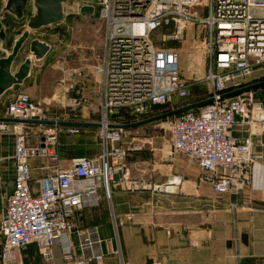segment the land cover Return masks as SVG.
I'll use <instances>...</instances> for the list:
<instances>
[{
	"label": "built area",
	"instance_id": "2783aa9c",
	"mask_svg": "<svg viewBox=\"0 0 264 264\" xmlns=\"http://www.w3.org/2000/svg\"><path fill=\"white\" fill-rule=\"evenodd\" d=\"M2 4L0 0V9ZM78 4V8L94 5L105 22L99 69L101 118L96 122L100 152L74 156L68 167H62V125L4 120L62 119L52 118L24 91L11 97L0 115V141L6 135L14 139V189L0 219V264H23L22 251L29 245H35L46 262L56 264H129L120 249L106 250L97 226L80 225L78 212L101 205L104 197L110 200L116 178L133 190L150 185L164 192L175 182L155 185L129 177L130 147L125 129L116 127L120 124L212 99L171 116V154L195 162L210 179L212 191L220 195L231 191L236 170L264 162V131L257 140L261 150L254 149L252 133L255 124L264 123L263 103L248 91L226 95L248 86L256 68L264 64V0H78ZM190 23L209 30L206 79L212 88L203 98L181 101L194 84L182 74L181 52L160 45L151 35L171 25L174 34L168 39L177 41ZM74 87L70 84L69 90ZM238 128L246 134L235 135ZM69 131L78 133L75 127ZM34 159L38 165L32 164ZM35 167L43 173L38 178L33 175ZM72 235L77 243L63 248L59 262L55 246ZM114 255L118 261L111 263Z\"/></svg>",
	"mask_w": 264,
	"mask_h": 264
},
{
	"label": "crops",
	"instance_id": "0c3cea01",
	"mask_svg": "<svg viewBox=\"0 0 264 264\" xmlns=\"http://www.w3.org/2000/svg\"><path fill=\"white\" fill-rule=\"evenodd\" d=\"M71 2L72 0L65 5L64 20L34 31V36L48 42L51 50L43 60L34 63L32 76L23 87L14 88L0 99V115H3L7 103L17 91H24L34 99L36 93L45 86L52 91L42 94L40 98L49 103L51 108L58 109L64 118L76 120L73 116H80L82 122L89 123L100 120L101 117L97 120L91 115L98 111L101 116V83L93 59H60V49L67 46H54V42L46 34L53 28L58 30L57 34L63 33L65 28L62 25L69 14L67 9ZM78 5L77 2V18L86 23L102 21L97 10L94 15H81ZM3 24L7 26L8 34L4 46L9 48L12 40L25 28V21H18L12 15L5 14ZM1 26L2 23L0 29ZM96 29L92 26L90 32ZM61 36L64 37L65 33ZM85 46L86 44L79 47L83 50L86 49ZM70 84L75 85L76 91L72 89L69 92ZM74 98L82 101V108L78 110L80 113H68L66 105L72 103ZM261 102L264 106V98ZM241 129L235 130L234 134L245 135ZM128 130H125V142L132 144L128 140ZM262 131L264 123L262 126L255 124L252 128L255 150L262 149L257 143ZM71 138L72 135L64 134L59 148L61 164L66 167L70 159L77 155L71 148ZM155 138L144 140L140 147L131 150L126 160L129 177L152 184H166L172 177H178V182L170 185L173 189L163 192L152 190L148 185L133 190L127 183L118 182L116 178L111 200L106 206L101 202L102 209L94 207L78 212L80 225L97 226L105 239L106 250L120 249L124 259L131 264H156L157 261L164 264H264V162H254L248 169L239 168L233 176L231 191L215 194L210 179L200 173L196 163L171 155L170 143L169 148L161 153L159 142ZM99 152L100 146L96 143V147L88 155ZM146 152H150V157H145ZM13 153V136L6 135L0 141V219L6 198L14 189ZM31 162L33 165L39 164L37 159ZM41 174L43 173L35 167L34 178ZM246 175L248 179H245ZM87 212L91 213V220L86 217L85 221L82 216ZM66 242V238H63L55 246L59 262ZM34 254L39 255L35 245H29L22 251V258L25 255L26 260ZM109 261L116 263L118 256L114 255Z\"/></svg>",
	"mask_w": 264,
	"mask_h": 264
},
{
	"label": "rangeland",
	"instance_id": "374dc122",
	"mask_svg": "<svg viewBox=\"0 0 264 264\" xmlns=\"http://www.w3.org/2000/svg\"><path fill=\"white\" fill-rule=\"evenodd\" d=\"M78 2V0H72L70 5L68 6L69 14L63 23L62 26H64L63 33H58L57 29L53 28L50 31H47V35L49 38L54 42V46H62L66 48H61L60 56H57V58L60 57L62 60L68 59V60H81V59H93L92 62L96 64L97 67L96 70L99 73L100 76V83L102 81V73L99 72L100 67L102 66V57L104 52V30H105V22L103 21H96L94 20L92 23H86L85 20L77 18L76 12H75V4ZM76 17V18H75ZM92 25L97 28L96 30H92L90 32V26ZM188 28H185L182 33V39L177 40L176 46H173L174 48H177L181 52V67H182V74L189 79V81L193 84L192 91L189 95V97L185 99H181V101H189L193 99H200L203 98L202 96H205L209 93V91L212 88V84L207 81L206 77L208 74V70L210 67V61L207 54V40L210 37L209 30L207 27H205L203 24L199 23H190L187 25ZM62 28V27H61ZM65 36H61V34H64ZM169 34H174V28L171 25L164 26L156 30L152 35L151 39L160 45H165L169 47L166 43L171 41L172 39L169 38ZM164 39H168L167 42L163 44ZM86 44V49H80L79 46ZM73 48V49H72ZM74 48H79L78 51H76ZM56 58V59H57ZM260 69L258 71H255L251 78L248 80V86L260 83L264 81V64L260 65ZM68 83V82H66ZM43 88V89H42ZM41 88V91L37 92L34 96V100L37 101L41 106L45 107L48 112L51 114L52 118H61V121L66 122H82L80 116H73V119H66L60 114V111L58 109L51 108V105L49 103H46L42 101L40 98L41 95H46L47 93H51L52 90H50V87L43 86ZM72 90H69L71 92ZM73 91H76L74 89ZM248 92L252 93L253 97L255 99H259L261 101L264 98V85L257 87L253 90H249ZM261 99V100H260ZM81 99L74 98L73 102L70 104H67L68 107V113H80L78 110L82 108ZM72 110H70V109ZM92 118L95 117L97 120L100 118L99 112L96 111L94 114H91ZM173 118L171 116L161 118L159 120H156L154 122L144 124L141 126L133 127V128H127L128 130V140L131 141L132 144H129L130 152L131 150H134L135 148L140 147V143L144 140L151 139L153 137H156L155 140H158L159 146H160V152L164 153L166 148H169L170 143V121ZM80 120V121H79ZM67 126V127H66ZM61 127L60 132V145L62 137L65 135H72V138L70 139L71 148L77 153L76 156H84L88 155V152L90 150H94V147H96V143H99V131L94 127H81V126H73V125H66ZM75 127L78 129V133H71L69 131ZM137 128V129H136ZM125 129V130H127ZM125 136L127 137V133L125 131ZM254 138V135H253ZM126 139V138H125ZM61 147V146H60ZM59 147V148H60ZM169 150V149H168ZM129 152V153H130ZM167 154V153H166ZM172 155V154H171ZM181 157L183 159L189 160L183 155H177V157ZM145 157H150V152H146ZM193 162V161H191ZM195 163V162H193ZM62 165V164H61ZM197 165V164H196ZM64 168H66L65 165H63ZM62 166V167H63ZM198 167V166H197ZM200 173L204 175L205 173L199 168ZM173 182H178L177 179H174ZM159 185V184H155ZM158 191V190H157ZM111 200V199H110ZM103 204L106 206L109 202L108 199L104 197ZM95 208H101L102 205L94 206ZM91 207V208H94ZM93 211V210H92ZM91 212V211H89ZM87 212L86 214H83L82 218L85 220H91V213ZM80 216V215H79ZM94 216V215H92ZM78 217V216H77ZM81 218V217H80ZM86 221V220H85ZM66 238L67 242L65 243L64 248H72L76 245V238L75 235H72L71 237H64ZM72 239V242H71ZM38 253V252H37ZM39 254V253H38ZM23 264H56L55 262H46L41 255L34 254L32 256H29L25 260V255H23ZM127 261V260H126ZM129 264H131L129 261H127ZM58 263V261H57ZM148 264H152V262H148ZM156 264H164L162 261H157ZM166 264V263H165Z\"/></svg>",
	"mask_w": 264,
	"mask_h": 264
},
{
	"label": "water",
	"instance_id": "95a60500",
	"mask_svg": "<svg viewBox=\"0 0 264 264\" xmlns=\"http://www.w3.org/2000/svg\"><path fill=\"white\" fill-rule=\"evenodd\" d=\"M70 0H3V8L0 11V99L9 91L16 87H23L26 81L32 76L34 63L43 60L51 50V45L34 36V31L53 26L60 23L65 18V5ZM96 8L94 5L83 4L79 8V13L83 16L94 15ZM5 14L12 15L18 21H25V28L15 37L9 48H6L7 26L3 24ZM264 85V81L245 86L239 90L229 92L227 96L235 95L244 91L253 90ZM212 99H205L182 108L165 112L136 122L120 124L116 127L124 129L133 128L148 124L161 118L176 115L188 109L200 107L208 104ZM10 122H20L28 124H46V125H73V126H92L100 127L99 123L89 122H66V121H37V120H19L4 119Z\"/></svg>",
	"mask_w": 264,
	"mask_h": 264
},
{
	"label": "trees",
	"instance_id": "16d2710c",
	"mask_svg": "<svg viewBox=\"0 0 264 264\" xmlns=\"http://www.w3.org/2000/svg\"><path fill=\"white\" fill-rule=\"evenodd\" d=\"M178 42L177 41H169L167 42L166 44L169 46V47H173V46H176ZM131 118V116H128L127 119Z\"/></svg>",
	"mask_w": 264,
	"mask_h": 264
},
{
	"label": "bare ground",
	"instance_id": "6f19581e",
	"mask_svg": "<svg viewBox=\"0 0 264 264\" xmlns=\"http://www.w3.org/2000/svg\"><path fill=\"white\" fill-rule=\"evenodd\" d=\"M171 179H172V182L174 181V179L179 180L178 177H172ZM167 186H168V187H167V190H172V189H173V187H171L170 185H167Z\"/></svg>",
	"mask_w": 264,
	"mask_h": 264
}]
</instances>
